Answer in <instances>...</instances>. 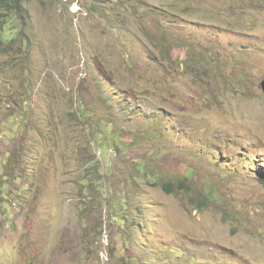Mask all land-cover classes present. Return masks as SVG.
<instances>
[{"label": "rangeland", "instance_id": "374dc122", "mask_svg": "<svg viewBox=\"0 0 264 264\" xmlns=\"http://www.w3.org/2000/svg\"><path fill=\"white\" fill-rule=\"evenodd\" d=\"M22 7L0 264H264V0Z\"/></svg>", "mask_w": 264, "mask_h": 264}, {"label": "trees", "instance_id": "16d2710c", "mask_svg": "<svg viewBox=\"0 0 264 264\" xmlns=\"http://www.w3.org/2000/svg\"><path fill=\"white\" fill-rule=\"evenodd\" d=\"M22 1L28 0H0V56H6L9 53H13L16 50L17 53H22L21 44L16 45L15 49L13 44L18 41H23V31L16 32L14 24H10L14 19H17L19 23L24 26L25 24V11L22 7ZM13 13L14 17H8L7 14ZM13 32L15 33L13 38ZM260 183L264 188V177L260 179ZM162 188L167 193H172L175 189L173 184L169 182H163ZM183 181H178V188H185Z\"/></svg>", "mask_w": 264, "mask_h": 264}, {"label": "water", "instance_id": "95a60500", "mask_svg": "<svg viewBox=\"0 0 264 264\" xmlns=\"http://www.w3.org/2000/svg\"><path fill=\"white\" fill-rule=\"evenodd\" d=\"M260 88H261V90H262V92L264 94V78H263V80L260 83Z\"/></svg>", "mask_w": 264, "mask_h": 264}]
</instances>
